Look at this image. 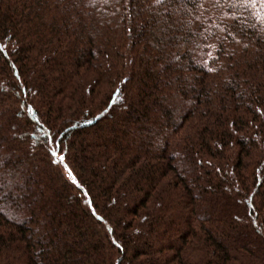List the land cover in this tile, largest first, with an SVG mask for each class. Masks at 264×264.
I'll use <instances>...</instances> for the list:
<instances>
[{"label":"trees","instance_id":"trees-1","mask_svg":"<svg viewBox=\"0 0 264 264\" xmlns=\"http://www.w3.org/2000/svg\"><path fill=\"white\" fill-rule=\"evenodd\" d=\"M0 264H264V0H0Z\"/></svg>","mask_w":264,"mask_h":264},{"label":"rangeland","instance_id":"rangeland-1","mask_svg":"<svg viewBox=\"0 0 264 264\" xmlns=\"http://www.w3.org/2000/svg\"><path fill=\"white\" fill-rule=\"evenodd\" d=\"M214 205H216V204H214ZM214 205H211V206H214ZM216 207V206H215Z\"/></svg>","mask_w":264,"mask_h":264},{"label":"snow or ice","instance_id":"snow-or-ice-1","mask_svg":"<svg viewBox=\"0 0 264 264\" xmlns=\"http://www.w3.org/2000/svg\"><path fill=\"white\" fill-rule=\"evenodd\" d=\"M61 159H63V157H61Z\"/></svg>","mask_w":264,"mask_h":264}]
</instances>
